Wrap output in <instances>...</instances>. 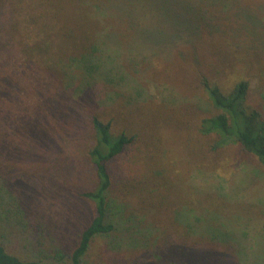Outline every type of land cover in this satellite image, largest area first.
I'll return each mask as SVG.
<instances>
[{
	"label": "rangeland",
	"instance_id": "obj_1",
	"mask_svg": "<svg viewBox=\"0 0 264 264\" xmlns=\"http://www.w3.org/2000/svg\"><path fill=\"white\" fill-rule=\"evenodd\" d=\"M183 1L192 7L184 14L179 0H146L111 23L91 9L89 21L105 23L93 54L65 43L54 75L18 49L0 56V80L16 86L0 95V241L10 253L72 264L94 211L81 192L96 182L88 150L98 114L138 136L114 164V229L96 236L82 264H264V170L230 139L214 151V135L199 131L214 113L201 75L224 90L248 79L249 103L264 109V0ZM6 2L22 42L53 39L61 22L82 18L80 0ZM195 11L208 31L189 26ZM38 114L42 141L25 128Z\"/></svg>",
	"mask_w": 264,
	"mask_h": 264
},
{
	"label": "trees",
	"instance_id": "obj_2",
	"mask_svg": "<svg viewBox=\"0 0 264 264\" xmlns=\"http://www.w3.org/2000/svg\"><path fill=\"white\" fill-rule=\"evenodd\" d=\"M144 1L146 0H95L91 7L85 6L83 4L84 1L80 0L82 18L77 17L80 22L76 23L75 27L66 26L69 23L67 21L61 22L62 25L60 26L57 25L58 37H55L58 38L57 42H55V38L50 39L52 35L49 34L42 38L41 36L39 38L38 35L35 38L32 36L30 42L23 41V43L14 34V30H16L13 24L14 6L7 3L6 0H0V56L2 54L10 56L13 51L18 49L22 52L20 54L26 57L27 61L38 64L41 69L46 68V72L50 71L54 75L58 71L55 66L56 62H63L68 58L67 54H65V43L69 46L70 51H79L78 54L86 55L92 53L97 39L96 36H98L96 35L98 31L95 30L101 28L105 23H111L110 18L113 15L115 16L114 19H121L127 16L131 6H136ZM179 4L182 5L183 14L192 9L183 0H179ZM91 9L93 12L97 9L108 12L109 17L105 20L103 19L105 23L98 20L97 23L89 21L94 18L90 12ZM193 13V16H191L193 22L189 26L197 31H208L207 25L198 16V12L195 11ZM156 14L155 17H157ZM181 21L182 25H185L184 22L187 20L181 19ZM64 27L68 28L64 30ZM146 38L149 39L146 41L150 42L156 40L153 37ZM62 41L63 43L60 46ZM145 43L143 42V44ZM52 45H57V49H59L57 51L58 57L56 58L53 57ZM60 50L64 51L60 52ZM139 53L142 55L141 52ZM147 58L148 56L143 54L140 59L145 60ZM79 60L81 61L82 58ZM83 61L91 63V61H86V59ZM97 61L98 58L95 62ZM3 67L5 66L3 65ZM92 68V66H86V78L94 79L95 71ZM155 73L156 71H154ZM200 79L206 97L214 108V113L203 116L199 123V131L202 134L214 135L210 147L215 151L222 145H226L227 139H230L232 143L239 147L241 152L249 155L264 170V109L249 103V80L242 78L236 81L230 89L224 90L216 80H211L206 75H201ZM110 81L113 82L114 80L110 79ZM15 87L13 80L4 76L0 80V95L3 93L12 95L16 90ZM53 106L55 107L56 104L53 103ZM153 114L155 113L153 112ZM43 119V116L38 114L37 120L29 121L25 127L35 133L40 141L47 137V128L46 130L43 129L44 125L41 121ZM113 120L112 117H104L98 114L90 116L95 142L90 146L88 154L95 170L96 182L93 188L82 191L81 195L92 201L94 211L89 224L80 233L77 245L71 253L72 264H82V257L87 253L96 236L108 234L114 229V222L111 217V199L109 198L114 183V164L132 146L138 135H129V131L126 128L116 129ZM0 264L45 263L37 259L19 258L10 253L6 245L0 241Z\"/></svg>",
	"mask_w": 264,
	"mask_h": 264
}]
</instances>
